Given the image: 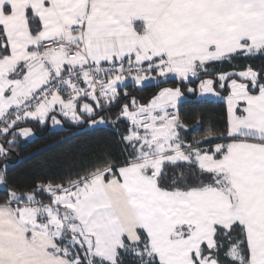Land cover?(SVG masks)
Instances as JSON below:
<instances>
[{
  "label": "snow or ice",
  "instance_id": "snow-or-ice-1",
  "mask_svg": "<svg viewBox=\"0 0 264 264\" xmlns=\"http://www.w3.org/2000/svg\"><path fill=\"white\" fill-rule=\"evenodd\" d=\"M264 0H0V200L20 229L0 264H264ZM228 66L229 70H224ZM155 93L141 102L129 86ZM193 85L195 87H193ZM224 105L188 139V96ZM119 104L114 121L102 115ZM202 117L197 116V127ZM128 124L125 158L18 192L30 126ZM118 182L129 240L103 185ZM11 185V188L8 186ZM0 215H3L0 211Z\"/></svg>",
  "mask_w": 264,
  "mask_h": 264
},
{
  "label": "trees",
  "instance_id": "trees-1",
  "mask_svg": "<svg viewBox=\"0 0 264 264\" xmlns=\"http://www.w3.org/2000/svg\"><path fill=\"white\" fill-rule=\"evenodd\" d=\"M262 60L264 58H256L254 66L261 67ZM224 70H229L228 66H225ZM128 91L141 102H146L155 93L156 88L147 86L139 90L130 85ZM119 108L120 105L117 104L107 110V114L103 112L102 115L104 117L108 115L115 120ZM181 111L184 122L189 126L186 130L189 140L203 135L210 120L215 124L224 122V105L221 101L198 100L195 95H190L187 102L182 103ZM198 115L202 119L197 127ZM87 124L85 122L72 125L65 122L64 130H53L48 126L31 124L34 138L20 139L18 147L8 161L7 172L15 184L26 186L18 188L17 191H28L30 186L40 180L64 181L66 178L91 170L106 162L108 158L120 164L125 158L121 135L128 124L123 120L116 122L117 133L108 125L89 129ZM6 191L5 186L0 188V200L5 198Z\"/></svg>",
  "mask_w": 264,
  "mask_h": 264
},
{
  "label": "crops",
  "instance_id": "crops-1",
  "mask_svg": "<svg viewBox=\"0 0 264 264\" xmlns=\"http://www.w3.org/2000/svg\"><path fill=\"white\" fill-rule=\"evenodd\" d=\"M197 99L198 100L218 101L212 97H205L203 99L197 98ZM70 124H72V123H70ZM72 125H79V124H72ZM105 125H107V123L104 125H97V127H103ZM46 126L50 127L53 130H61L60 128H53L51 125H46ZM87 127L89 128L88 124H87ZM32 137L34 138V133H33V136H31V138ZM20 139H22V138H20ZM22 140H28V139H22ZM111 183H118V182L113 181ZM130 207H131V205H130ZM113 210L115 212V216H116V219L118 221L116 211L114 208H113ZM0 211H2V213H3V215H0V233H3L4 238L8 239L11 236L16 235L18 233V230L20 229V225L16 221V218H15L14 213L12 212V209L9 208L7 205H5V204L0 205ZM134 215H135V213H134ZM13 257L16 260V264H42V261L46 259L43 251L40 250L39 248H36L35 250H28L24 255L19 256V257H17L15 253H13Z\"/></svg>",
  "mask_w": 264,
  "mask_h": 264
},
{
  "label": "clouds",
  "instance_id": "clouds-1",
  "mask_svg": "<svg viewBox=\"0 0 264 264\" xmlns=\"http://www.w3.org/2000/svg\"><path fill=\"white\" fill-rule=\"evenodd\" d=\"M103 187L109 202L116 211L123 233L129 240H135L139 225L124 190L118 183H105Z\"/></svg>",
  "mask_w": 264,
  "mask_h": 264
},
{
  "label": "built area",
  "instance_id": "built-area-1",
  "mask_svg": "<svg viewBox=\"0 0 264 264\" xmlns=\"http://www.w3.org/2000/svg\"><path fill=\"white\" fill-rule=\"evenodd\" d=\"M105 113L107 114V110L105 111ZM108 116V115H107ZM109 117V116H108ZM108 121H114V120H112L110 117L108 118ZM107 125L109 126V127H111L113 130H114V132L115 133H117L118 132V130L116 129V123L114 124V123H111V122H109V123H107Z\"/></svg>",
  "mask_w": 264,
  "mask_h": 264
},
{
  "label": "rangeland",
  "instance_id": "rangeland-1",
  "mask_svg": "<svg viewBox=\"0 0 264 264\" xmlns=\"http://www.w3.org/2000/svg\"><path fill=\"white\" fill-rule=\"evenodd\" d=\"M106 118V120L108 121V116H106L105 117ZM90 129H94V128H97V126H94V127H89ZM22 139H28V140H32L33 139V137L31 138V137H28V138H22ZM2 187V185H0V188ZM38 248V247H37Z\"/></svg>",
  "mask_w": 264,
  "mask_h": 264
}]
</instances>
